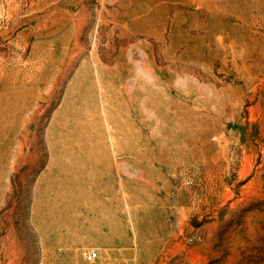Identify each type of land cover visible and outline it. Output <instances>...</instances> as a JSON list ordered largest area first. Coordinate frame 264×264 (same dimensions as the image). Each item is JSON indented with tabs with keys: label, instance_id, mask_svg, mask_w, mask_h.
<instances>
[{
	"label": "rangeland",
	"instance_id": "obj_1",
	"mask_svg": "<svg viewBox=\"0 0 264 264\" xmlns=\"http://www.w3.org/2000/svg\"><path fill=\"white\" fill-rule=\"evenodd\" d=\"M0 264H264V0H0Z\"/></svg>",
	"mask_w": 264,
	"mask_h": 264
},
{
	"label": "built area",
	"instance_id": "obj_2",
	"mask_svg": "<svg viewBox=\"0 0 264 264\" xmlns=\"http://www.w3.org/2000/svg\"><path fill=\"white\" fill-rule=\"evenodd\" d=\"M83 256L85 257V259L91 263L94 262L97 258V253H94L92 251L89 252H83Z\"/></svg>",
	"mask_w": 264,
	"mask_h": 264
}]
</instances>
